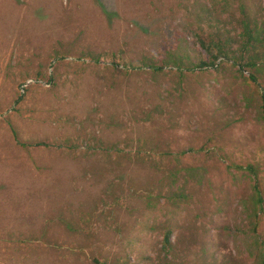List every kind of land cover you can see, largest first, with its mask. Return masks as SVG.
<instances>
[{"label": "rangeland", "instance_id": "obj_1", "mask_svg": "<svg viewBox=\"0 0 264 264\" xmlns=\"http://www.w3.org/2000/svg\"><path fill=\"white\" fill-rule=\"evenodd\" d=\"M243 1L252 17L264 6ZM239 2L0 0V264L190 262L195 238L218 259L235 254L218 227L244 224L246 184L226 162L264 163V124L234 69L181 83L175 69L132 66L178 44L187 62L207 59L183 39L192 29L234 39ZM176 162L206 176L192 205L149 209L145 195L167 189Z\"/></svg>", "mask_w": 264, "mask_h": 264}, {"label": "trees", "instance_id": "obj_2", "mask_svg": "<svg viewBox=\"0 0 264 264\" xmlns=\"http://www.w3.org/2000/svg\"><path fill=\"white\" fill-rule=\"evenodd\" d=\"M239 1L242 18L237 37L234 39L213 35L207 37L198 29H192L189 40L183 39L185 42H192L201 52L206 53L207 59L200 58L197 63L187 62L189 56L184 51H179L181 44H178L173 49H168L161 58L144 57L139 66L132 68L150 69L155 75L165 72L167 68L175 69L180 74V82L183 83L187 72L232 67L234 70L231 78L242 86L245 106L254 109L257 119L264 124V6H260L259 14L252 17L247 4L243 0ZM15 137L18 139L16 133ZM21 144L27 146L22 142ZM36 145L49 144L41 142ZM186 153L182 151L180 154ZM227 161L226 168L233 174V178L235 180L240 178L246 184V192L239 204L244 216V224L237 227L228 225L218 227L220 235L223 230L233 237L235 254L230 251L224 259H218L213 253L207 254L210 253V244L207 241L200 242L195 238L193 246L198 252L197 256L190 262L174 264H264V163H238L229 159ZM205 179L206 176L200 168L176 162L167 169L164 182H161L162 187L167 189H160L155 196L145 195V201L151 210H156L163 198L175 210L183 209L192 205L197 188L205 182ZM174 209L170 210L171 213ZM160 226L163 228L161 250L166 255H170L175 249L172 241L173 226L170 222L168 225ZM209 256L212 260H209Z\"/></svg>", "mask_w": 264, "mask_h": 264}]
</instances>
